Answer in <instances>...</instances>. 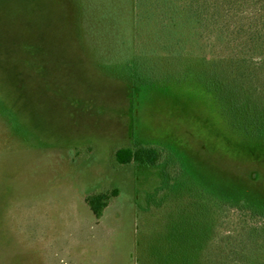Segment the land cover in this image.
<instances>
[{"label":"rangeland","instance_id":"obj_1","mask_svg":"<svg viewBox=\"0 0 264 264\" xmlns=\"http://www.w3.org/2000/svg\"><path fill=\"white\" fill-rule=\"evenodd\" d=\"M237 206L264 215V0H0V264H264Z\"/></svg>","mask_w":264,"mask_h":264},{"label":"trees","instance_id":"obj_2","mask_svg":"<svg viewBox=\"0 0 264 264\" xmlns=\"http://www.w3.org/2000/svg\"><path fill=\"white\" fill-rule=\"evenodd\" d=\"M207 4L209 5L210 2H207ZM115 160L120 166L139 165L147 167H158L162 160V153L155 148L147 147H140L136 150L123 149L116 152ZM115 196H117V191L112 192V197ZM110 199L111 196L109 194H100L87 197L85 202L94 217L96 219H100L103 211L107 208V204ZM228 208H232V211H238L237 213L239 215H243V217L245 218L248 215L252 219L264 222V215H258L255 211H252L251 209H247L242 206Z\"/></svg>","mask_w":264,"mask_h":264}]
</instances>
